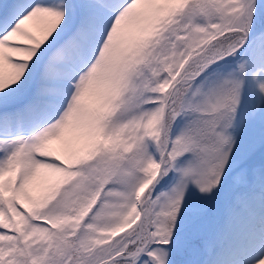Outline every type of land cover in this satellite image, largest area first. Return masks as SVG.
Masks as SVG:
<instances>
[{"label": "snow or ice", "instance_id": "6c2138e0", "mask_svg": "<svg viewBox=\"0 0 264 264\" xmlns=\"http://www.w3.org/2000/svg\"><path fill=\"white\" fill-rule=\"evenodd\" d=\"M0 264H264V0H0Z\"/></svg>", "mask_w": 264, "mask_h": 264}]
</instances>
